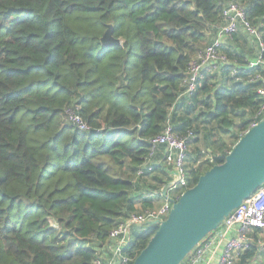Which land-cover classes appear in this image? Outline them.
<instances>
[{
    "label": "trees",
    "instance_id": "trees-1",
    "mask_svg": "<svg viewBox=\"0 0 264 264\" xmlns=\"http://www.w3.org/2000/svg\"><path fill=\"white\" fill-rule=\"evenodd\" d=\"M230 2L264 41V0H0V264H95L172 180L164 149L151 150L167 126L189 141L184 192L261 121L264 69L243 30L186 93ZM108 25L120 45L102 43ZM240 31L253 52L227 49ZM69 109L91 129L65 122ZM157 230L135 228L126 252L135 260ZM252 234L239 264H264Z\"/></svg>",
    "mask_w": 264,
    "mask_h": 264
},
{
    "label": "built area",
    "instance_id": "built-area-1",
    "mask_svg": "<svg viewBox=\"0 0 264 264\" xmlns=\"http://www.w3.org/2000/svg\"><path fill=\"white\" fill-rule=\"evenodd\" d=\"M224 23L213 37L212 42L201 51L190 63L189 72L184 80L187 94H193L197 88V81L202 76L203 70L226 62L221 48L224 41L239 30H243L260 50L259 58L250 63L251 67L262 66L264 69V41L259 29L248 20L245 9L234 2L228 3L223 10ZM262 85L258 94L262 98V104L258 111L261 121L264 119V76H258ZM65 122L81 131H89L90 126L81 116L69 109L65 116ZM259 122L254 123V127ZM152 153L158 149H164V159L171 171L172 179L177 180L173 192L176 199L182 195V190L187 187V162L189 156V141L178 137L170 126L151 140ZM152 154V156H153ZM147 173L154 170L152 165L146 167ZM145 170H140L143 175ZM146 173V174H147ZM171 203L166 201L160 209H148L142 213H136L123 223L117 225L109 235V245L95 264H131L134 259L126 252L132 239V233L138 225L146 221L167 218L171 210ZM264 230V185L250 198L235 210L216 231L212 232L208 239L203 240L192 252V257L186 264H239V258L251 242V234L255 230Z\"/></svg>",
    "mask_w": 264,
    "mask_h": 264
},
{
    "label": "water",
    "instance_id": "water-1",
    "mask_svg": "<svg viewBox=\"0 0 264 264\" xmlns=\"http://www.w3.org/2000/svg\"><path fill=\"white\" fill-rule=\"evenodd\" d=\"M102 43L120 45L112 25L107 26ZM176 184L174 179L162 191L172 205L167 218L138 225L139 229L157 226L158 230L132 264H182L264 185V119L241 137L223 163L205 172L178 199L169 195Z\"/></svg>",
    "mask_w": 264,
    "mask_h": 264
},
{
    "label": "crops",
    "instance_id": "crops-1",
    "mask_svg": "<svg viewBox=\"0 0 264 264\" xmlns=\"http://www.w3.org/2000/svg\"><path fill=\"white\" fill-rule=\"evenodd\" d=\"M243 31H240V33H238V35L232 40V42H230V47H228L227 49H231L233 48L234 50H237V51H243V52H250L249 50H252V52L254 51L251 44L248 42L247 40V37L245 36L244 32L242 33ZM228 45V46H229ZM233 49H231L233 51ZM254 54V53H253ZM202 148V152L203 154L205 155H210L211 154V149H205L204 146L201 147ZM207 155V156H208ZM174 180V179H172ZM171 180V181H172ZM170 181V182H171ZM164 189V188H163ZM138 190H142L144 191L145 189L142 187V188H139ZM163 191V190H162ZM162 195V194H161ZM169 195L172 197V198H175L176 195H174L173 193V189H171ZM153 197H156L158 198V203L159 205L161 206L162 203L164 204L167 200H165L163 198V195L162 196H157V195H154ZM161 197V198H160ZM153 202H155L153 199H151ZM169 202V201H168ZM156 205V204H155ZM137 207H139L138 209L140 210L142 207H141V204L139 203L137 205ZM156 209V208H154ZM253 239L259 244L262 245V247L260 248V257H263L264 258V230L260 231L259 233L256 232V231H253ZM251 241H252V238H251Z\"/></svg>",
    "mask_w": 264,
    "mask_h": 264
},
{
    "label": "rangeland",
    "instance_id": "rangeland-1",
    "mask_svg": "<svg viewBox=\"0 0 264 264\" xmlns=\"http://www.w3.org/2000/svg\"><path fill=\"white\" fill-rule=\"evenodd\" d=\"M214 83L217 85L216 87H219L220 86V83H221V79L215 80ZM205 149H206V147H205ZM188 161H189V164H191L193 162V158H190ZM187 164H188V162H187ZM173 193H174V195H176V192H173ZM152 199L155 200V202H156V205H155V208L156 209H160L165 204V203L164 204L162 203V205L160 206L159 203H158V198L152 197Z\"/></svg>",
    "mask_w": 264,
    "mask_h": 264
}]
</instances>
